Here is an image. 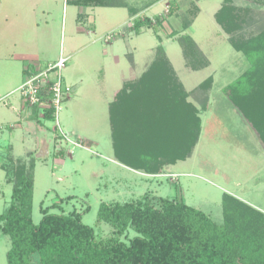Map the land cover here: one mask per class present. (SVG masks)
<instances>
[{"label": "rangeland", "instance_id": "374dc122", "mask_svg": "<svg viewBox=\"0 0 264 264\" xmlns=\"http://www.w3.org/2000/svg\"><path fill=\"white\" fill-rule=\"evenodd\" d=\"M171 2L180 4L181 9L159 25L156 17L164 16ZM222 2L196 0L194 5L192 0H169L166 5L154 6L148 15L143 13L152 18V27H143L138 35L118 37L114 44L107 45L94 43L95 36L79 31V26L86 28L94 22L96 7L67 5L66 0H0V97H4L0 101V121L21 118L23 102L18 88L26 76L20 84L24 63H54L63 52L69 58L61 73L68 85L73 84L57 119L46 120L38 111L30 118L25 114L22 128H15L13 133V127L0 126V213L11 202L20 170L17 164L24 162L27 168L33 156L34 223L40 222L42 207H49L51 213L78 210L83 213V221L94 228L97 240L113 233L109 223L99 220L102 201L141 199L157 206L161 198L181 200L222 223L223 195L229 193L264 212V144L252 122L225 91L248 70L250 61L230 44L228 34L215 19ZM196 5L199 10L190 33L210 62L201 70L188 68L180 43L176 37H168L173 30L184 32L183 18L192 19ZM246 5L264 10V3ZM120 11L126 16L114 19V24L128 20L127 10ZM81 13H88L85 21L79 20ZM157 35L162 36L166 53L187 90L211 79L209 106L200 114L201 132L193 151L185 159L166 164L159 173L150 174L132 150L137 145L131 149L126 146L127 135L134 136L127 134L124 118L114 130L110 107L124 81L140 77L153 61ZM104 55H118L119 62L114 56L105 59ZM5 61L9 63L7 69ZM189 100L200 107L194 95ZM9 102L16 109H10ZM139 113L136 109L131 115L138 117ZM140 121L145 123L142 117ZM134 124L142 130L146 126ZM173 130L176 133L172 123L160 121L152 124L146 136L153 135L156 143L168 142L179 134ZM61 131L82 146L72 144ZM177 138L189 141L184 136ZM8 157L15 165L7 164ZM137 234L129 227L120 238L129 242ZM10 244V237L0 230V264H9L6 253Z\"/></svg>", "mask_w": 264, "mask_h": 264}, {"label": "trees", "instance_id": "16d2710c", "mask_svg": "<svg viewBox=\"0 0 264 264\" xmlns=\"http://www.w3.org/2000/svg\"><path fill=\"white\" fill-rule=\"evenodd\" d=\"M158 1L66 0V4L127 7L133 16ZM192 2L197 4L196 0ZM246 2L256 5L264 0H223L215 19L228 34L230 44L250 61L248 70L228 84L225 91L252 122L264 144V10ZM180 9V4L171 2L166 14L157 16L156 22L162 24ZM198 10L196 5L192 19L184 15L183 33L173 30L168 36L176 37L185 64L192 70H201L210 64L190 33ZM133 26L139 33L143 27L153 26L152 18L136 17ZM157 37L155 57L147 70L135 80H125L110 107L114 130L124 118L127 134L134 136L127 135L126 146L131 149L137 145L132 150L150 174L159 173L166 164L185 159L193 151L201 132L200 114L209 106L211 79H205L192 91L187 90L166 53L162 36ZM36 64L38 70L47 66ZM30 66L25 73L35 71V66ZM193 95L200 107L189 100ZM136 109L140 111L139 116L133 117L131 112ZM37 112L35 106L32 114L36 116ZM43 117L55 119L54 108L44 109ZM141 117L145 123L140 121ZM160 121L175 126L179 134L173 130L177 136L172 141L156 143L153 135L146 136L152 124ZM134 122L146 126L142 130L134 127ZM180 136L189 141L182 142L177 138ZM60 153L64 155L62 150ZM7 159V164L13 166L14 159ZM35 161L33 156L27 168L24 162L17 164L20 170L16 173L11 202L0 213V230L11 240L6 253L9 264H264V212L229 193L223 195L222 223L184 201L161 198L157 206L141 199L102 201L99 220L109 223L113 233L100 240L78 210L51 213L49 207H42L43 216L36 224L32 218ZM129 227L138 234L126 242L120 236Z\"/></svg>", "mask_w": 264, "mask_h": 264}, {"label": "crops", "instance_id": "0c3cea01", "mask_svg": "<svg viewBox=\"0 0 264 264\" xmlns=\"http://www.w3.org/2000/svg\"><path fill=\"white\" fill-rule=\"evenodd\" d=\"M169 0H160L157 3L153 4L152 6L140 11L138 14L135 15H130L129 10L127 7H105L102 8L101 6H97L92 7L95 8L94 10V22H91L89 24V26H87L86 28H83L82 26H79V31H84L86 33H88L91 36H95L94 37V43L98 42V41H102L105 44L109 45V44H114V42L117 40L118 37H131L133 35H138V33L136 32V30L133 28L134 26V19L136 17H142L144 16L143 13H145L146 15H148V11L151 10L154 6L160 5V4H164L166 5L167 2ZM36 3H34L35 5ZM123 9H126L128 12V20L121 23L119 22L118 24H114L113 20L122 17H125L126 14L123 11H120ZM88 13H81V17L79 18V20L81 21H85V19L88 18ZM111 18V19H110ZM63 53V52H62ZM107 54V50L105 49V52ZM106 56L105 59H109L110 57H115L116 61L119 62V56L118 55H104ZM6 62V67L5 69L9 68V63L8 61ZM33 62H37V63H42L41 60H35ZM33 62H26L24 63V65L21 67V75H22V80L20 82V84L23 81V77L26 74L25 70L26 68L30 67L29 65H31L30 63ZM125 82V81H124ZM19 84V85H20ZM19 85L17 86V88L19 87ZM73 86V84H72ZM11 93V92H10ZM7 95L5 97L8 96L9 93H6ZM1 96V94H0ZM7 105L12 106L10 107V109H16V105L12 102H9ZM22 109L20 110V116L21 118H17L15 120H8V121H0V126L2 128H4L2 126L5 125L8 127H13L12 130H10L11 133L14 132L15 128H22L23 126V120L26 118L25 114L30 118L33 114H32V109L26 108L23 106V104H21ZM25 116V118H23ZM27 119V118H26ZM5 139H7V137H5Z\"/></svg>", "mask_w": 264, "mask_h": 264}, {"label": "built area", "instance_id": "2783aa9c", "mask_svg": "<svg viewBox=\"0 0 264 264\" xmlns=\"http://www.w3.org/2000/svg\"><path fill=\"white\" fill-rule=\"evenodd\" d=\"M68 58L61 53L54 63H47L45 64L47 66L40 70L37 69L38 66H35L36 62L31 63L35 66V71L26 73L22 85L18 88L24 107L33 109L36 106L43 115L44 109L53 107L55 119H57L62 101L72 92V86L65 82L61 73ZM3 98L0 97V101ZM61 132L72 144L82 146L81 142L70 140L67 132Z\"/></svg>", "mask_w": 264, "mask_h": 264}]
</instances>
